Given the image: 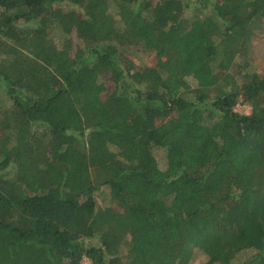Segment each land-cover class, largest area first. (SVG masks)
<instances>
[{"label":"trees","instance_id":"obj_1","mask_svg":"<svg viewBox=\"0 0 264 264\" xmlns=\"http://www.w3.org/2000/svg\"><path fill=\"white\" fill-rule=\"evenodd\" d=\"M260 32L264 0H0V264H264Z\"/></svg>","mask_w":264,"mask_h":264},{"label":"rangeland","instance_id":"obj_2","mask_svg":"<svg viewBox=\"0 0 264 264\" xmlns=\"http://www.w3.org/2000/svg\"><path fill=\"white\" fill-rule=\"evenodd\" d=\"M75 44L76 39L74 40ZM129 53L134 55L137 61L140 64L144 65H154L155 58L151 53H145L141 51H135L134 49L128 50ZM248 57L250 58V62L254 67V70L260 74H264V32H260L259 35L251 41L250 50L248 53ZM107 88L109 92L114 90V85L112 82L107 83ZM236 110L241 113H248L250 111L248 105L243 103V100L237 105ZM204 260V256L202 254H197L194 262L192 264H201ZM83 264H92L90 260L84 259Z\"/></svg>","mask_w":264,"mask_h":264}]
</instances>
